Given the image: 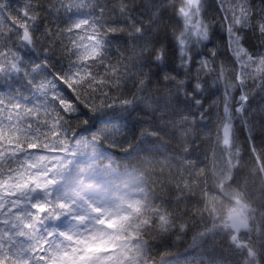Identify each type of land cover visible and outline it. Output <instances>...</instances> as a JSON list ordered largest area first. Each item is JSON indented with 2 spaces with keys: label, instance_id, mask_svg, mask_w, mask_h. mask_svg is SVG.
<instances>
[{
  "label": "snow or ice",
  "instance_id": "obj_1",
  "mask_svg": "<svg viewBox=\"0 0 264 264\" xmlns=\"http://www.w3.org/2000/svg\"><path fill=\"white\" fill-rule=\"evenodd\" d=\"M189 232L264 264V8L0 0V264H169Z\"/></svg>",
  "mask_w": 264,
  "mask_h": 264
},
{
  "label": "trees",
  "instance_id": "obj_2",
  "mask_svg": "<svg viewBox=\"0 0 264 264\" xmlns=\"http://www.w3.org/2000/svg\"><path fill=\"white\" fill-rule=\"evenodd\" d=\"M252 2L256 10L264 8V0H252ZM181 207H190V205H181ZM194 235L195 232H189L179 240L173 238L168 242L164 251L167 252L166 259L169 264H207L210 256L219 251V242L215 245L210 240L194 242Z\"/></svg>",
  "mask_w": 264,
  "mask_h": 264
}]
</instances>
